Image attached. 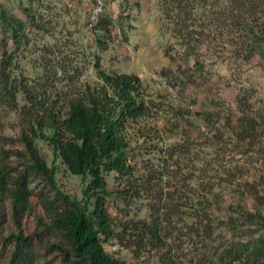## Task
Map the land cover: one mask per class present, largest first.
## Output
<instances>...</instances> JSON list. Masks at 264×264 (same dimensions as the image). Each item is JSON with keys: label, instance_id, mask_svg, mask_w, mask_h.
I'll return each mask as SVG.
<instances>
[{"label": "rangeland", "instance_id": "1", "mask_svg": "<svg viewBox=\"0 0 264 264\" xmlns=\"http://www.w3.org/2000/svg\"><path fill=\"white\" fill-rule=\"evenodd\" d=\"M95 2L0 0V7L21 21L15 28H1L0 34L11 37L4 57H13V77L17 83L29 86L37 99L42 96L53 102L58 100L56 110L64 113L70 96L87 84L98 83L96 56L107 71L137 74L147 99L156 103L160 112L153 120L143 122L153 127L154 149L181 142L183 131H192L194 157L205 159L206 174L210 177L211 184L204 186L209 191V197L203 201L207 208L203 211L190 204V198L186 199L182 214L177 213L168 224L166 245L158 249L148 245L138 257L125 249L117 237L103 239V247L122 264H227L224 253L232 241L240 239L251 244L264 239L263 222L245 225L240 216L258 210L264 214V207L251 196V188L243 184L254 182L258 195H264V146L256 154H236L242 148L235 149L232 144L217 152V146L210 144V133L206 136V128H202L205 136L199 138L197 129L216 119L233 120L237 96L242 94L263 117L260 133L264 144V39H254L253 32L242 22L244 12L249 18L251 12H256L250 24L256 33L264 30V7L259 2L237 7L234 0H102V17L112 23L111 32L106 33L91 18ZM183 19H187L185 23L191 31L186 39L183 38L187 35L178 30ZM97 39L104 48L97 44ZM249 43L255 51L245 59ZM186 50L189 57L183 55ZM163 67L168 68L164 75L159 72ZM25 104L22 90L16 94V105L0 102V159L17 171L24 170L27 160L20 140L24 125L20 109ZM217 109L220 116L213 114L206 124L197 116L204 110ZM179 113L185 116L180 117ZM35 143L47 165L55 167L58 188L81 199L89 177L71 174L46 140L36 138ZM152 149L145 146L136 150L137 169L149 159L155 165L159 163L160 154H154ZM27 171L30 187L49 197L56 196V190L42 175ZM232 173L241 179L238 187L231 185V180H236ZM104 178L107 205L117 221L149 215L145 199L125 203L116 195L124 185V176L110 171L104 173ZM10 211L9 201L0 199V264L8 263L13 250L16 229ZM204 212L208 217L206 229L196 217ZM231 214L240 219L236 232L227 223ZM40 253L38 264H64L49 247L40 248Z\"/></svg>", "mask_w": 264, "mask_h": 264}, {"label": "trees", "instance_id": "2", "mask_svg": "<svg viewBox=\"0 0 264 264\" xmlns=\"http://www.w3.org/2000/svg\"><path fill=\"white\" fill-rule=\"evenodd\" d=\"M234 2L237 7H244L250 2H259L264 7V0ZM253 13L256 14L251 12L249 18L247 11L244 12L242 22L253 32L254 39H264V30L256 33L255 27L250 24V19L254 21ZM102 16L101 12L97 26L109 33L111 20ZM27 17L35 20L33 16ZM186 20L183 19L184 24L178 29L187 35L183 39L191 34ZM20 24L21 21L0 7V34L1 28L6 25L10 29ZM9 38L0 36V102L16 105V94L20 90L25 93L27 104L20 109L24 122L20 140L27 160L24 170L17 171L0 159V199L9 201L10 215L16 229L13 234V250L7 264H38L40 248L45 247L55 251L64 264H122L118 257L104 249L103 239L117 237L125 249L138 257L148 245L151 249L166 245L168 224L172 223L177 213L182 214L186 199L190 198V204L206 211L207 205L203 201L209 197V191L204 186L211 184L210 177L206 174L205 159L194 157L196 151L192 131L189 130L190 134L183 131L181 142L154 149L156 137L153 127L143 122L153 120L160 112L157 104L147 99L137 74L107 71L100 65L99 56H96L98 83L87 84L70 96L66 100V112L61 113L56 110L58 100L53 102L42 96L37 99L29 86L16 82L11 70L13 57H4ZM96 42L104 48L99 39ZM248 46L245 59H249L255 51L250 43ZM183 52L185 57H189L187 50ZM168 54L174 60V56ZM177 68H181L180 65ZM166 70L168 68L163 67L159 72L164 75ZM181 72L184 73V70ZM235 108L233 120L216 119L213 124L206 123L215 113L219 117L220 110L198 113L197 116L206 125L201 126V130L197 129V137L202 134L205 136L202 130L206 128V136L210 133V140L213 139L210 144L217 146V152L232 144L235 149L242 148V152L237 150L236 154H256L264 146L263 133H260L263 117L242 94L237 96ZM179 116L185 114L179 113ZM179 125L176 124L177 127ZM36 138L44 139L52 145L54 153L71 174L89 177L82 189L81 199L70 197L58 188L54 178L55 167H49L41 156L35 143ZM145 146L153 148L151 151L154 154H160L159 163L155 165L149 159L145 166L137 169L135 164L138 162L139 151L137 153L136 150ZM25 169L42 175L56 190V196L49 197L30 187L28 171L25 172ZM110 171L125 177L124 185L116 191V195L125 203L145 199L149 210L147 217L123 222L116 220L106 200L108 190L104 173ZM196 171H199L198 175ZM224 171L227 172L226 169ZM232 177L236 178L234 173ZM240 180H231V185L238 187ZM243 184L251 188L250 194L255 202L264 207V195H258L254 182L245 181ZM193 185H196L195 190L191 192ZM201 185L202 188H198ZM206 215L205 212L196 214L205 229L208 219ZM240 216H243L245 225L264 223V214L259 210L247 211ZM255 218H258L257 221ZM239 220L232 214L228 216L227 223L235 232L238 231ZM248 243L240 239L232 241L224 253L227 264H264V239Z\"/></svg>", "mask_w": 264, "mask_h": 264}, {"label": "built area", "instance_id": "3", "mask_svg": "<svg viewBox=\"0 0 264 264\" xmlns=\"http://www.w3.org/2000/svg\"><path fill=\"white\" fill-rule=\"evenodd\" d=\"M94 5L95 6L92 9V13H91V18H92L93 22H95L97 20L99 14L102 12L103 2H102V0H96Z\"/></svg>", "mask_w": 264, "mask_h": 264}]
</instances>
